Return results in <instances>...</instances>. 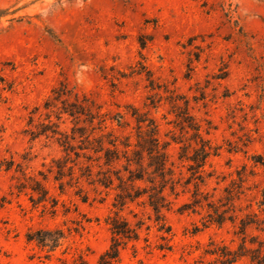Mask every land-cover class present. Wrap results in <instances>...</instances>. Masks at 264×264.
<instances>
[{"label":"rangeland","instance_id":"1","mask_svg":"<svg viewBox=\"0 0 264 264\" xmlns=\"http://www.w3.org/2000/svg\"><path fill=\"white\" fill-rule=\"evenodd\" d=\"M62 80L128 122L123 130L108 121L120 135L135 133L143 114L156 120L161 139L188 138L192 131L183 136L175 127L174 110L189 100L203 136L218 148L205 167L211 176L200 185L202 205L191 204L193 183L172 196L173 249H157L158 231L144 227L116 264H220L206 250L237 249L244 240L264 245V0H0V264H98L111 243L106 218L116 191L77 179L76 165L61 192L54 160L65 153L25 132L30 112ZM169 150L185 184L179 145ZM31 177L56 206L33 204L29 188L18 190ZM209 204L235 222L204 227ZM131 209L147 217V208L132 204L123 211L131 222ZM246 214L253 223L243 235ZM39 230L64 237L49 252L27 238Z\"/></svg>","mask_w":264,"mask_h":264},{"label":"trees","instance_id":"2","mask_svg":"<svg viewBox=\"0 0 264 264\" xmlns=\"http://www.w3.org/2000/svg\"><path fill=\"white\" fill-rule=\"evenodd\" d=\"M189 105V100H185V106L174 110V113L177 117L175 127L180 129L183 136L192 131L191 134L185 139L171 136L167 140L161 139L156 120L143 114L136 116L135 133H116L115 127L109 128L108 121L116 122L123 130L129 123L117 117H108V112H103L95 99L64 80L53 88L42 108L36 106L30 112L25 130L30 140L42 137L52 139L65 153L64 157L54 160L57 167L54 177L59 182L61 192H64V178L69 176L71 180L74 179L76 165L81 171L77 179L87 177L91 183L116 191L112 211L106 218L111 231V243L101 254L98 264L119 262L121 250L130 242L139 241L144 227L148 233L152 228L158 231L160 242L156 245L157 249L172 250L173 245L168 243L172 228L166 212L172 208V196L178 195V185L193 183L195 190L191 204L202 205L200 185L206 184L207 178L211 176L205 167L209 157L218 153V148L203 136L202 126L189 112ZM68 120L72 123L70 128L64 127ZM172 143L179 145L178 160L189 174L185 184L180 182L176 162L171 157L169 147ZM72 154H75V160H71ZM81 158L88 163H81ZM95 167L97 171H94ZM50 171H53V166ZM17 188L20 192L29 188L33 204L53 202L52 206L57 205L55 200H50L49 191L42 181L35 177H31L27 184L19 183ZM132 204L147 208V217H140L139 213L131 209L137 219L134 223L128 220L123 211ZM209 207L212 214L209 213L208 219L203 222L204 227H221L228 219L235 222V219L226 217L215 206L209 204ZM251 216L246 214L240 219L237 233L246 234L247 228L253 223ZM63 237L64 231L61 230H39L27 235L29 241L47 247L49 252L59 246ZM144 240L148 246L151 245L149 236H145ZM206 253L215 255L220 264H233L243 257L249 258V264H264V245L250 247L247 240L237 249L223 245L206 250Z\"/></svg>","mask_w":264,"mask_h":264}]
</instances>
